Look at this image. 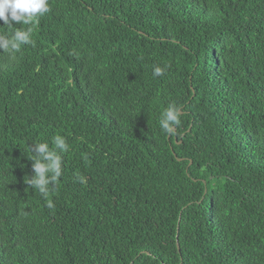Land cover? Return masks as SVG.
<instances>
[{"label": "trees", "instance_id": "trees-1", "mask_svg": "<svg viewBox=\"0 0 264 264\" xmlns=\"http://www.w3.org/2000/svg\"><path fill=\"white\" fill-rule=\"evenodd\" d=\"M48 4L0 49V264H264V0Z\"/></svg>", "mask_w": 264, "mask_h": 264}, {"label": "clouds", "instance_id": "clouds-1", "mask_svg": "<svg viewBox=\"0 0 264 264\" xmlns=\"http://www.w3.org/2000/svg\"><path fill=\"white\" fill-rule=\"evenodd\" d=\"M50 11L48 0H0V21L3 26L12 29L10 37L0 35V49L8 52L10 56L18 52L21 45L31 44L30 39L32 27L27 29L16 28L14 24H32L38 23L39 18ZM153 74L160 76L163 69L154 67ZM180 109L175 104H170L163 110L160 116V127L168 134L175 131V126H179ZM56 149L60 152H67L68 145L65 139L59 135L54 137ZM29 151L34 153L30 159L32 163L33 174L29 177L28 184L35 187L41 194L47 195L48 186L53 184L61 176V155L55 150H50L47 143H36L29 145ZM81 182L83 178H80ZM52 207L51 203L48 205Z\"/></svg>", "mask_w": 264, "mask_h": 264}, {"label": "water", "instance_id": "water-1", "mask_svg": "<svg viewBox=\"0 0 264 264\" xmlns=\"http://www.w3.org/2000/svg\"><path fill=\"white\" fill-rule=\"evenodd\" d=\"M178 238H177V236H176V240H177ZM177 249H178V251H179V245H178V243H177Z\"/></svg>", "mask_w": 264, "mask_h": 264}]
</instances>
